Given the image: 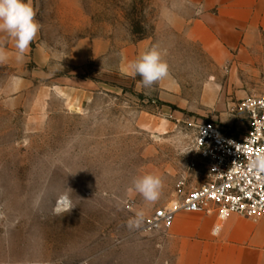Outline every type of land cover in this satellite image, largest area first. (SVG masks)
<instances>
[{"label":"rangeland","instance_id":"1","mask_svg":"<svg viewBox=\"0 0 264 264\" xmlns=\"http://www.w3.org/2000/svg\"><path fill=\"white\" fill-rule=\"evenodd\" d=\"M31 3L41 27L26 61L0 63V264H169L168 232L146 221L175 200L201 125L250 129L258 57L213 56L164 0ZM153 46L169 75L145 88L130 64ZM145 173L163 180L154 204L134 190ZM65 193L73 208L58 215Z\"/></svg>","mask_w":264,"mask_h":264},{"label":"crops","instance_id":"2","mask_svg":"<svg viewBox=\"0 0 264 264\" xmlns=\"http://www.w3.org/2000/svg\"><path fill=\"white\" fill-rule=\"evenodd\" d=\"M163 9L186 39L202 43L213 56L236 54L245 67L254 55L264 71V0H164ZM0 46L7 56L1 64L26 61L25 53L17 59L6 33H0ZM166 243L169 264H264V216L221 220L217 213L181 211Z\"/></svg>","mask_w":264,"mask_h":264},{"label":"built area","instance_id":"3","mask_svg":"<svg viewBox=\"0 0 264 264\" xmlns=\"http://www.w3.org/2000/svg\"><path fill=\"white\" fill-rule=\"evenodd\" d=\"M245 106L252 123L241 137L215 124L199 127L176 198L147 219L148 230L168 232L181 211L217 213L221 220L232 214L253 220L264 216V180L247 167L250 157L264 153V95L248 98Z\"/></svg>","mask_w":264,"mask_h":264},{"label":"clouds","instance_id":"4","mask_svg":"<svg viewBox=\"0 0 264 264\" xmlns=\"http://www.w3.org/2000/svg\"><path fill=\"white\" fill-rule=\"evenodd\" d=\"M40 27L31 0H0V33H6L7 37L14 41L17 59L23 58L39 33ZM6 59L3 47L0 46V62ZM130 69L133 76L141 77L140 83L145 88L151 87L169 75V65L156 46L142 52L130 64ZM247 167L255 176L264 180V153L257 152L250 157ZM133 186L135 192L141 195L144 201L154 204L160 198L163 180L157 174L145 173L134 178ZM58 203L62 205L55 209L58 215L61 212L67 213L73 208L70 195L67 193L60 197ZM144 215L143 211L136 212L128 222L129 227H139Z\"/></svg>","mask_w":264,"mask_h":264}]
</instances>
